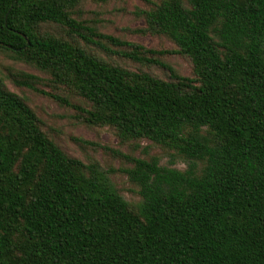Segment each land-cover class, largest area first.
<instances>
[{
    "label": "trees",
    "instance_id": "trees-1",
    "mask_svg": "<svg viewBox=\"0 0 264 264\" xmlns=\"http://www.w3.org/2000/svg\"><path fill=\"white\" fill-rule=\"evenodd\" d=\"M81 2L0 0V51L90 108L36 88L34 75L14 83L121 140L151 141L187 169L102 147L132 164L133 206L97 163L68 156L0 78V264H264V0L152 2L137 32L167 37L172 50L100 33L75 18ZM76 37L123 48L107 51L168 78L107 62ZM167 55L188 58L192 76Z\"/></svg>",
    "mask_w": 264,
    "mask_h": 264
},
{
    "label": "rangeland",
    "instance_id": "rangeland-1",
    "mask_svg": "<svg viewBox=\"0 0 264 264\" xmlns=\"http://www.w3.org/2000/svg\"><path fill=\"white\" fill-rule=\"evenodd\" d=\"M183 1L187 2V0ZM152 2H159V0H107L106 2L82 0L76 9L75 18L83 21L87 26L96 28L100 33L136 42L147 48L176 49V45L165 36L142 35L137 32L145 27V21L139 13L142 10H149L152 7ZM42 30L62 33V30L55 25H45ZM75 39L86 46L88 50L114 65L131 71H146L161 79L168 78V72L161 68L141 65L111 54L107 48L114 51L123 50V48L115 47L107 41H101V45H93L84 42L79 37ZM160 60L173 67L180 75L192 76V65L188 58L180 55H167L161 57ZM22 74L34 75L38 78L35 84L36 88L65 97L71 104L87 109L90 108V104L74 92L63 87H56L50 81L48 74L32 65L14 59L11 53L0 51V78L6 88L21 97L34 110L41 120L42 129L68 156L78 159L86 165L97 163L117 192L131 205L136 206L141 202L139 187L131 182L125 173L127 169L132 168V164L111 151H105L102 147H110L135 158L149 160L155 157L159 159L161 166L181 171L187 169L185 160L151 141L121 140L116 131L109 127L84 124L79 117V112L72 107L60 104L51 97L32 89L17 86L14 80L21 79ZM80 141L93 143L94 146Z\"/></svg>",
    "mask_w": 264,
    "mask_h": 264
}]
</instances>
